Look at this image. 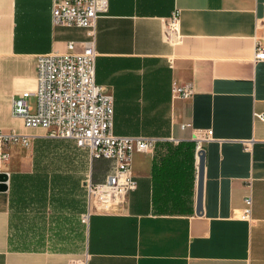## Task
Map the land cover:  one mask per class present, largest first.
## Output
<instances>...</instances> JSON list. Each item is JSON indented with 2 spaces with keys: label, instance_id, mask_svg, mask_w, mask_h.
<instances>
[{
  "label": "crops",
  "instance_id": "0c3cea01",
  "mask_svg": "<svg viewBox=\"0 0 264 264\" xmlns=\"http://www.w3.org/2000/svg\"><path fill=\"white\" fill-rule=\"evenodd\" d=\"M85 39L83 28L52 26L51 0H0V130L30 143L48 137L24 127L12 99L34 89L39 54L65 53L69 41L80 52ZM258 43L264 0H108L96 22L95 81L113 97L114 133L154 144L134 153L136 188L126 201L82 221L76 251L12 244L9 182L32 173L34 162L23 144L11 145L0 162L9 174L0 191V264H264V121L253 117L264 111ZM185 84L192 95L174 96ZM249 192L247 220L240 214Z\"/></svg>",
  "mask_w": 264,
  "mask_h": 264
},
{
  "label": "built area",
  "instance_id": "2783aa9c",
  "mask_svg": "<svg viewBox=\"0 0 264 264\" xmlns=\"http://www.w3.org/2000/svg\"><path fill=\"white\" fill-rule=\"evenodd\" d=\"M107 7L108 0H51L52 26L85 29L83 48L74 52L75 42L69 41L65 53L39 54L34 89L17 93L11 105L12 114L24 127L44 129L48 137L72 140L86 149L91 159L111 161L103 181L86 182L88 207L84 221L90 212H109L126 201L127 194L136 188L134 153L149 150L155 141L151 136L114 133L113 97L95 81L96 22ZM253 60H264V44H257ZM192 92L187 84L173 87L176 97L187 98ZM253 117L264 121V111H254ZM210 133L208 130L207 136ZM18 143L28 145V135L0 130V162L9 160V147ZM243 200L240 217L250 220L251 193ZM77 264H87V260Z\"/></svg>",
  "mask_w": 264,
  "mask_h": 264
},
{
  "label": "rangeland",
  "instance_id": "374dc122",
  "mask_svg": "<svg viewBox=\"0 0 264 264\" xmlns=\"http://www.w3.org/2000/svg\"><path fill=\"white\" fill-rule=\"evenodd\" d=\"M23 148L31 151L36 176L19 179L12 191V244L16 247L80 249L84 239L82 221L88 207L86 182L92 181L88 152L70 140L45 136H36ZM110 169L111 165L104 177ZM96 177L98 182L104 179L99 173Z\"/></svg>",
  "mask_w": 264,
  "mask_h": 264
},
{
  "label": "trees",
  "instance_id": "16d2710c",
  "mask_svg": "<svg viewBox=\"0 0 264 264\" xmlns=\"http://www.w3.org/2000/svg\"><path fill=\"white\" fill-rule=\"evenodd\" d=\"M112 166L111 161L104 158H92L91 159V180L94 182H98V178L96 174H100L101 178L104 177L105 172L107 171L109 166ZM34 173H17L14 175V178H11V187H10V196L12 191L17 187L19 179H28L31 177H35ZM20 177V178H19Z\"/></svg>",
  "mask_w": 264,
  "mask_h": 264
},
{
  "label": "water",
  "instance_id": "95a60500",
  "mask_svg": "<svg viewBox=\"0 0 264 264\" xmlns=\"http://www.w3.org/2000/svg\"><path fill=\"white\" fill-rule=\"evenodd\" d=\"M199 163L197 172V195H196V214L202 211V186H203V170H204V151L201 149L198 153ZM9 174L7 172H0V191L8 189Z\"/></svg>",
  "mask_w": 264,
  "mask_h": 264
}]
</instances>
